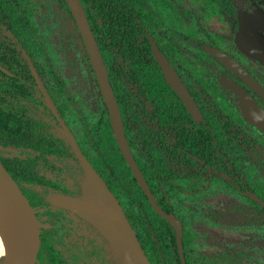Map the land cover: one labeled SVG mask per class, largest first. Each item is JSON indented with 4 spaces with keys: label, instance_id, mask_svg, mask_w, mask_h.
<instances>
[{
    "label": "trees",
    "instance_id": "16d2710c",
    "mask_svg": "<svg viewBox=\"0 0 264 264\" xmlns=\"http://www.w3.org/2000/svg\"><path fill=\"white\" fill-rule=\"evenodd\" d=\"M13 1L0 0V66L13 75L0 71V161L39 222L40 249L33 264H120L94 226L52 203L58 196H75L85 172L22 58L21 48L37 55L42 50L38 41L34 42L35 14L16 7ZM80 1L107 67L131 152L158 205L185 226L182 257L186 264H192L188 257L190 239L184 242L191 231V219L186 218L191 211L187 200L206 184L262 211L249 198L250 182L245 177L246 169L255 166L253 174L259 178L255 144L233 131L230 117L206 88L197 87L192 92L202 121L196 124L188 115L163 79L146 37L160 31V38L166 39L164 25L147 11L153 0ZM52 15L62 36L65 61L53 62L45 57L42 62L32 60L48 96L59 116L67 121L84 156L121 205L150 263L181 264L175 232L155 213L120 154L63 0H52ZM71 39L79 41L78 59L72 57ZM54 64H58L55 69ZM63 68L72 73L60 77L55 70ZM81 80L90 83L91 98L79 87L69 91V83Z\"/></svg>",
    "mask_w": 264,
    "mask_h": 264
},
{
    "label": "flooded vegetation",
    "instance_id": "af4514ba",
    "mask_svg": "<svg viewBox=\"0 0 264 264\" xmlns=\"http://www.w3.org/2000/svg\"><path fill=\"white\" fill-rule=\"evenodd\" d=\"M155 2H157L158 7L155 5ZM171 2L172 1H170V0H153L151 2L152 4L147 7V11L153 12L156 19L160 20L161 24L164 25L165 29L162 30V32L166 34V39H164L163 37L160 38V34H158V32L160 33V31H157V32L153 31L152 34H146V37H147L149 43H150V38L154 41L158 50L161 52V54L164 55V57L167 59L169 64L175 70L176 74L179 76L181 82L188 89L189 93L193 97L198 108H199V105L197 104V98L192 94V92L197 91L196 90L197 87H200L201 89L206 88L209 96L212 99H214L216 101L217 98L215 96L219 97L221 102H219L218 104H220V103L227 104L228 103L231 112L236 116V117H234V115L232 114L233 117L232 116L230 117V119L233 123L232 124L233 131L236 134H238L239 137H241L242 136L241 134H243L244 135L243 137L245 139L247 138L249 140H252V142H254L255 150L259 154V159H260V174H261L260 178L263 181L262 182L260 181L259 184H257V182L256 183L250 182V185L249 184L248 185L250 186L251 189H250V192H248V193L250 194L249 198L252 199L260 207V209H262V211H260V212L258 211L260 214V218H261V219H259V228L261 227L264 230V208L261 207L255 201V198H257V199H260L264 202V190H263L264 189V183H263L264 182V133L262 131H260L257 127L249 124L248 122H246L244 120V118L241 114V111H240L238 98L235 97V95L231 91L221 87V85L219 83V79L222 76L224 78L228 79L229 81L233 82L236 86L241 88L255 102V105L257 106V108H259L264 113V63L261 62L259 59V56L260 57L264 56V0H207L205 2V6H204V8L206 10L204 17H205V19L209 20L210 25L214 24L213 29H216V30L214 31L212 29L213 31L211 30L208 33L204 28L198 27L199 31L197 30V36L190 29V26H189L190 23L188 22V24H189L188 25L187 22L185 21L184 17L183 18L181 17V15H180L181 9H176L177 5L175 6L174 4H173L174 5L173 7H175V8H173ZM13 3L16 7H21L23 9H25L28 13L33 11L35 14L34 15V22L35 23H33L34 25H32V23H31V25L33 26V30L36 33V34L34 33L35 34L34 37H36V41L34 40V42L36 43L38 41V44L42 47L43 51L41 50L39 52V54L37 55V54L27 53L23 48H21L22 58L26 62V64L29 66L30 72H31L33 78L35 79L33 72H32V69H31V65H32V67L34 68L35 72L37 73V75L41 81V84H39L36 79H35V81L42 88L43 96L45 97L44 92L48 96L47 91L45 90V88L42 84L40 74L36 70L35 65H34L32 60H39V62H42V60H43L42 57H45L46 59H50V60L52 59L53 62L60 61V63H62L63 61H65V58H64V55L62 52V43H61L62 36L60 34V31L57 30V28L55 27V18H53V21L50 24H47L43 21L40 22L38 20L37 9H39L40 11H43L44 13H46L48 10L52 11V0H32L31 4H28L27 2H25V0H14ZM64 3H65V1H64ZM163 4L166 5L167 9L162 10L164 13L160 14L159 9L162 7ZM65 5H66V3H65ZM1 10L2 9L0 7V11ZM71 17H72V15H71ZM72 19H73V17H72ZM87 19H88V17H87ZM73 21H74V19H73ZM195 22L197 24V21H195ZM74 24H75V22H74ZM89 24H90V22H89ZM75 26H76V24H75ZM76 30H77V27H76ZM77 32H78V30H77ZM78 35H79V32H78ZM200 35H203L202 36L203 38H201ZM94 36H95V34H94ZM53 37H55L57 39L56 42H53L54 41ZM79 38H80V41L82 43L83 49L85 51V48H84V45H83V42H82L80 35H79ZM69 42H70L71 46H73L72 57L78 59V57H79L78 52L80 51L79 46H78L79 41H78V44H76V41L72 42V39ZM206 46L221 52L225 56L229 57L232 61L237 63L241 67V69H243L244 72L247 74L251 83H245L239 77V75H237L233 71L229 70L228 68L224 67L220 62H218L216 59H214L213 57L208 55L206 53V51L204 50V47H206ZM51 47H54L55 51L53 49L51 51V49H50ZM197 48H201L203 50L204 54H202ZM150 49H151V44H150ZM151 53H152V50H151ZM29 54H31V56L33 58H31ZM85 54L87 56L86 51H85ZM152 56H153V54H152ZM102 58H103V56H102ZM87 59H88V56H87ZM88 62H89V59H88ZM89 65H90V62H89ZM201 65L205 66L208 69L207 73L209 72L210 77H207V74L205 76H203L201 74L200 75L197 74V66H201ZM57 67H58V64L57 65L54 64V69ZM90 67H91V65H90ZM159 68H160V66H159ZM2 69H4V68H2ZM4 70L6 71V73L0 69V71L3 72L4 74H6L10 77L13 76L6 69H4ZM91 70H92V68H91ZM55 71H57L60 74V77H62V78L66 77L65 76L66 73H68V72L72 73V70H67L64 68H63V70H57L56 69ZM160 71H161V68H160ZM92 73H93V71H92ZM161 75H162L163 79L165 80V78L162 74V71H161ZM93 77H94V74H93ZM95 82H96V80H95ZM165 82H166V80H165ZM96 87L98 89L97 83H96ZM98 92H99V90H98ZM99 96H100V94H99ZM100 98H101V96H100ZM45 99H46V97H45ZM101 101H102V99H101ZM47 103H48V101H47ZM53 105H54V103H53ZM48 106L50 108L49 104H48ZM54 108L57 112L55 105H54ZM199 110L201 112L200 108H199ZM51 112H52V110H51ZM57 114H58V112H57ZM54 117L57 119V117L55 115H54ZM58 117L63 121L65 126L72 133L71 129L67 126V121H64L59 116V114H58ZM191 119L196 124L200 123L203 119L202 112H201V119L199 122H196L192 117H191ZM57 121H58V119H57ZM58 123H59V121H58ZM72 135H73V133H72ZM73 137L77 143V140H76L74 135H73ZM67 139H68V137H67ZM77 145H78V143H77ZM78 147H79V145H78ZM247 149H250V146H247ZM194 159L197 160V158H194ZM0 163H1V161H0ZM2 166H3V164H2ZM83 179L86 180V174H85V177H83ZM84 181L81 183L80 189H79V184H77L78 191L76 189L75 196H66V197L75 198V199L81 198L82 184L84 183ZM208 186L210 187V185L206 184V186L202 189V191L205 190ZM258 188H259V190H257ZM153 196H154V194H153ZM154 198H155V196H154ZM155 200H156V198H155ZM156 202H157V200H156ZM243 202L246 203V200H243ZM246 205H248L250 207V209L253 208L249 202L246 203ZM168 215H173L178 219V217L176 215H174L173 213H170ZM215 218H217L216 215L212 216L208 223L209 224L213 223ZM179 222L181 223V226H182V239H181L182 250L181 251L178 250L177 241H176V247H177L178 255L180 256L181 264H186L184 258L182 257V254H183V233H184L183 230H184L185 226L182 224V222L180 220H179ZM38 226H39V222H38ZM170 227H171V225H170ZM39 231H40V227H39ZM173 231H174V229H173ZM40 236H41V231H40ZM175 237H176V233H175ZM261 237H262L263 243H264V235H262ZM188 246H189V244H188ZM39 249H40V245H39ZM188 250H189V248H188ZM188 257H189V253H188ZM189 259L191 260L192 264H194V261L190 257H189Z\"/></svg>",
    "mask_w": 264,
    "mask_h": 264
},
{
    "label": "water",
    "instance_id": "95a60500",
    "mask_svg": "<svg viewBox=\"0 0 264 264\" xmlns=\"http://www.w3.org/2000/svg\"><path fill=\"white\" fill-rule=\"evenodd\" d=\"M64 1L74 19L77 30L82 39L94 74V78L98 86L99 94L108 113L109 124L120 154L155 213L158 214L162 219L167 221L174 229L176 233L177 247L178 250L181 251V223L175 216L166 214L158 206L141 170L139 169L132 155L125 135L120 108L109 81L108 70L105 66L96 38L87 19L85 10L80 0ZM150 44L153 57L160 66L166 82L180 98L188 114L196 122H199L201 119V112L196 105L193 97L189 93L188 89L181 82L175 70L169 64L164 55L161 54L151 38ZM204 50L208 55L216 59L224 67L239 75V77L245 83H251L244 70L241 69V67L237 63L232 61L229 57L208 46L204 47ZM259 59L264 63V56H259ZM0 69L6 73V71L1 67ZM31 69L35 79L39 84H41V81L32 65ZM219 83L221 87L231 91L235 95V97L238 98L240 111L244 120L249 124L257 127L264 133V113L259 108H257L255 102L241 88H239L233 82L229 81L223 76L220 77ZM44 95L48 101V104L50 105L52 113L57 117L60 125L64 129L72 150L86 174V180L82 184L81 198L75 199L66 196H58L53 198L52 203L58 207L74 212L75 214L79 215L87 222H89L92 226H94L107 240L120 264H150L138 238L135 235V232L133 231L127 217L122 210L121 205L113 196L112 192L104 183L100 175L91 166V164L81 152L72 133L65 126L63 121L58 117V114L50 98L46 95L45 92ZM0 177L4 179L7 185L11 188L14 196L21 203L23 210L32 220L35 229L34 242L29 253L18 264H33L36 260L40 245V231L38 221L29 203L27 202L26 197L23 196L18 186L12 180L1 163ZM255 201L264 208V202L262 200L255 198Z\"/></svg>",
    "mask_w": 264,
    "mask_h": 264
},
{
    "label": "rangeland",
    "instance_id": "374dc122",
    "mask_svg": "<svg viewBox=\"0 0 264 264\" xmlns=\"http://www.w3.org/2000/svg\"><path fill=\"white\" fill-rule=\"evenodd\" d=\"M31 1L25 0L28 4H31ZM170 1H172V4L177 5L176 9H181V17H184L187 24L190 23L188 25L196 36L198 27L204 28L208 33L213 29L214 24L210 25L209 20L204 17L206 13L204 6L207 0ZM155 5L158 7L157 2H155ZM166 9V5L163 4L159 9V13H164L162 10ZM37 14L40 22L50 24L53 21L52 11L50 10L44 13L37 9ZM195 21H197V24ZM200 36L203 38V35ZM53 39V42H56L57 39L55 37ZM76 44H78L77 40ZM50 49L55 51L54 47ZM207 71L208 69L205 66H197L198 75L205 76L207 74V77H210ZM78 87L87 92L90 98L92 97L90 83L88 84L83 80L78 81L77 84L69 83L70 92L79 90ZM215 97L217 103L221 102L218 96ZM92 101H95V99H92ZM220 104L225 114L233 117L234 114L231 112L228 103ZM94 106L95 103H92L91 109H94ZM234 117L236 116L234 115ZM251 168L246 169L245 177L249 182L259 184L260 181H263L260 178L261 174L257 178L253 174L256 167L252 166ZM208 187L203 191L200 190L196 196L187 200V207L191 211H189V216H186V218H188L187 220L191 219L189 226L191 231L185 236L184 242H187V238L191 240L189 241V256L194 264H264V243L261 237L264 235V230L261 227L259 228V219L261 218L258 210L250 209L237 196L221 191L218 187ZM214 215L217 218L209 224V220ZM197 216L200 218L196 219ZM0 262H4L3 258H0Z\"/></svg>",
    "mask_w": 264,
    "mask_h": 264
},
{
    "label": "bare ground",
    "instance_id": "6f19581e",
    "mask_svg": "<svg viewBox=\"0 0 264 264\" xmlns=\"http://www.w3.org/2000/svg\"><path fill=\"white\" fill-rule=\"evenodd\" d=\"M35 229L30 217L0 177V264L20 263L32 248Z\"/></svg>",
    "mask_w": 264,
    "mask_h": 264
}]
</instances>
